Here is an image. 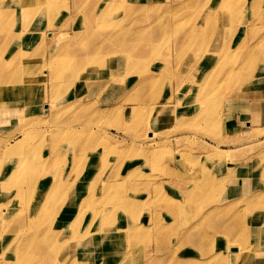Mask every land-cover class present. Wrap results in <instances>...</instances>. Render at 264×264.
<instances>
[{"label": "rangeland", "instance_id": "374dc122", "mask_svg": "<svg viewBox=\"0 0 264 264\" xmlns=\"http://www.w3.org/2000/svg\"><path fill=\"white\" fill-rule=\"evenodd\" d=\"M103 1L112 4L113 9L118 2L82 0L81 6H75V0L32 1L36 11L26 13L25 20L32 22L37 33L19 40V27H12L15 46L4 51L6 63L0 78L15 72L28 86L22 87L26 90L22 98L8 99L6 104L0 98V110L14 105L13 110H2L0 142L14 133L13 144L22 138L18 129L24 125L17 119L19 114H27L25 109L31 105L27 123L30 133L18 155L10 158L17 163V173L0 186L17 196L14 203L8 201L7 205L0 199V209L7 207L4 211H8L0 210V264H113L118 256L126 258L121 264H209L213 259L205 257L213 248H219L218 252L222 246L216 245L217 239L199 238L200 219L208 210L217 212L214 217L219 226L229 225L227 221L232 220L227 218L232 214L247 218L240 210L248 207L264 188V108L260 103L253 105L252 119L244 118L236 109L244 93L248 101L254 97L248 94L260 95L248 90L252 79H245L241 87H226L224 82L236 78L232 68L252 72L255 66L252 78L260 83L264 97V0H260L258 13L251 9L253 0L243 2L247 11L235 21L234 32L228 29L231 9L221 5L220 0H212L201 15L204 0H123V9L106 19L119 26L103 27L101 21L99 27L96 16L105 7ZM1 12L0 9V31L5 19L16 10L10 15ZM215 12L217 25L213 32L206 19ZM14 16L21 18L18 12ZM58 28L62 34L57 33ZM101 31L109 33L102 35ZM112 31H118L117 35ZM0 35L3 37V33ZM109 35L111 43H119L112 45L119 52L113 58L107 57L104 49L111 45L103 40ZM27 41L31 47L23 54L19 45ZM96 45L104 50L102 54L94 53ZM91 47L93 55L87 52ZM124 50L130 54L134 51L130 57L137 59L128 66ZM56 53H61V58L50 61ZM57 71L63 72L62 80L53 76ZM211 72L214 74L207 77ZM152 78L155 81L147 83ZM180 82L186 85L182 83L183 94L178 98L175 90ZM194 85L196 96L189 94L182 100L185 91ZM240 89L243 91L238 94ZM27 91H34L35 96L27 95ZM220 95L224 101L218 106ZM43 107L49 109L48 114ZM132 108L138 109L132 112ZM230 112L236 117L233 130ZM9 117L11 121L5 122ZM58 150L61 155L52 162ZM204 170L210 172L205 171L213 181V192L208 190L205 195L201 189L194 199L190 192L194 184L187 187V178ZM57 176L62 178L63 191L54 194L45 210L47 197L43 191L35 197L32 194ZM34 177L45 180L32 184ZM248 180L258 188L251 187ZM172 185L179 197L170 200L165 194L174 196ZM260 202L264 204V197ZM194 203L202 205L198 214L208 209L206 214L195 219L198 214L193 212ZM75 217L80 221L74 222ZM29 219L33 220L32 231L24 228ZM70 220L73 224L67 230ZM53 222L56 226L51 230H58L61 236L57 240L50 238ZM85 225L112 227L117 233L104 238L87 236ZM66 230H74V238ZM212 230L208 227L205 234L212 235ZM190 234L198 238L200 248L209 252L200 255L191 246ZM25 235L37 236V240L26 244L25 260L18 262L13 253L22 247ZM116 237L121 243H114ZM93 241L104 243L101 260ZM10 247L15 250L8 252ZM221 258L218 264H234L226 256ZM258 262L262 261L252 264Z\"/></svg>", "mask_w": 264, "mask_h": 264}, {"label": "bare ground", "instance_id": "6f19581e", "mask_svg": "<svg viewBox=\"0 0 264 264\" xmlns=\"http://www.w3.org/2000/svg\"><path fill=\"white\" fill-rule=\"evenodd\" d=\"M32 1H36L37 2V0H1V2H0V9H1V11H3V12H1L2 14H6V15H10V14H12V12H10V11H14V9L16 10V12H18L19 14H20V17L21 18H15V13L14 14H12L10 17H11V19H10V17H8L7 19H5V21H4V23H3V25H4V29L3 30H1L0 31V33H3V37H1V35H0V72L2 71V68L5 66V59L3 58V55L5 54V52L4 51H6V49L7 48H11V47H13V46H15V43H14V41H13V35H12V27H14V28H16L17 26L19 27V34H20V38H19V40L20 39H23V40H26L27 38H28V34H35V33H37V31L35 30V28L34 27H32V22H26V20H25V18H26V13H28L29 11H31V10H33V11H36V6H34V4H32ZM39 1V0H38ZM64 2H65V0H63ZM108 1H110L111 2V0H108ZM186 2L187 0H181V2ZM64 2H62V4H63V6L64 5H66V4H64ZM81 2H82V0H75V6H81ZM103 2H105V7L104 8H102V9H100V12H99V15H97L96 16V19H97V21H98V23H97V25L99 26V22H101V21H103V22H101L102 23V25H104L103 27H118L119 26V24H117V22L116 21H111L110 22V19L108 20V22H106V19H107V17L108 18H111V16H114L115 17V15H117L123 8H122V4H123V0H118V2H116V3H114V9H113V7H111L112 6V4L109 6V4L107 3V1H103ZM113 2V1H112ZM243 2H245V0H220V3H221V5H225V7H228V8H230L231 10V14H230V16L232 15V21H231V24L229 25V27H228V29H229V31L230 30H232V32H234V30H236V28H237V25H236V20H238V18H241L242 16H244V13L247 11L246 9L247 8H243L244 7V5H242L243 4ZM262 2V1H261ZM50 3H54L53 1H51ZM209 3H212V0H204V2H203V6H202V9L200 8L199 10H201V13H200V15L202 14V10H205L208 6H209ZM217 3H219V2H217ZM254 4V5H253ZM253 6L251 7V9H253V12L254 13H258L259 12V6H260V0H253ZM59 5H61L60 3H59ZM128 4H126V6H127ZM247 5V4H246ZM63 6H61L62 8H63ZM126 6H124V7H126ZM129 6H132V5H129ZM47 7V6H46ZM60 7V8H61ZM111 7V8H110ZM127 8H128V10H129V7L127 6ZM38 9V8H37ZM48 9V8H47ZM47 9H46V11H47ZM58 9V8H57ZM222 9V8H221ZM39 11L38 12H40L41 11V9H38ZM59 10V9H58ZM99 11V10H98ZM124 11H125V9H124ZM124 11H123V14H124ZM130 11V10H129ZM43 12V11H42ZM95 12H97V11H95ZM224 13V12H223ZM222 13V14H223ZM230 13V12H229ZM218 14V13H217ZM225 14V13H224ZM264 14V13H263ZM131 15V14H130ZM214 15H216V12H215V14H212V15H210L209 17H207V19H206V25H207V27L208 26H210V27H213L214 29H213V32L215 31V27H216V25H217V21L215 20V18H214ZM145 16H146V14H145ZM199 17V16H198ZM219 19V18H218ZM104 21H105V23L106 24H104ZM91 22V21H90ZM85 23H87V22H85ZM91 24V23H90ZM96 24V23H95ZM156 24V23H155ZM169 24V23H168ZM157 25V24H156ZM166 25V24H165ZM251 25V24H250ZM95 26V25H94ZM68 26L66 25V28H67ZM85 27V26H84ZM100 27V26H99ZM149 27V26H148ZM167 27V26H166ZM54 28V27H53ZM151 28V27H150ZM165 28V27H164ZM164 28H163V30H164ZM49 29V28H48ZM55 29V28H54ZM87 29H88V27L86 28V31H87ZM90 29H94V27H92V28H90ZM89 29V30H90ZM96 29V28H95ZM149 29V28H148ZM240 29V28H239ZM121 30H123V29H121ZM144 30H146V29H144ZM40 31V30H39ZM66 31H72V30H68V29H66ZM98 31H99V29H98ZM119 31V30H118ZM118 31H112V32H115L116 34L115 35H117V33H118ZM128 31V29L126 30L125 29V32L126 33H128L127 32ZM130 31V30H129ZM139 31V30H138ZM140 31H142V30H140ZM148 31V30H147ZM167 31V30H166ZM7 32V33H6ZM46 32H48V30L46 31ZM102 32V31H101ZM112 32H110V35H112L111 33ZM120 32H122V31H120ZM119 32V33H120ZM135 32V31H134ZM149 32V31H148ZM172 32V31H171ZM57 33H59V34H62L63 33V30H61V29H59L58 28V31H57ZM91 33V32H90ZM93 33L95 34V32L93 31ZM99 33V32H98ZM103 33V32H102ZM109 33V32H108ZM107 33V34H108ZM123 34H124V31L122 32ZM141 33V32H140ZM238 33V32H237ZM85 34V33H84ZM92 34V33H91ZM93 34V35H94ZM97 34V33H96ZM95 34V35H96ZM104 34H106V32H104L102 35H104ZM106 34V35H107ZM132 34L134 35V33L132 32ZM131 34V35H132ZM145 34H147V32L145 31ZM87 35V34H86ZM105 35V36H106ZM108 36V37H106V38H103V40H107V41H111V39H112V36ZM113 35H114V33H113ZM127 35V34H126ZM131 35H130V38H131ZM137 35V34H136ZM143 35V34H142ZM148 35V34H147ZM149 35H150V32H149ZM89 36V35H88ZM90 36H92V35H90ZM100 36V35H99ZM135 36V35H134ZM145 36V35H144ZM143 36V37H144ZM120 38H122L123 36H119ZM126 37V36H125ZM135 37H137V36H135ZM141 37V36H140ZM143 37L141 38L142 40H143ZM151 37H153V36H151ZM89 39H91V37L89 38ZM125 39V38H124ZM127 39L129 40V38L127 37ZM133 40H134V38H132ZM131 39V40H132ZM140 39V40H141ZM153 40L155 39V38H152ZM138 40V39H137ZM114 41V43L112 42H110L109 44H111L110 46H105L106 48H104L106 51L105 52H107L108 54L106 55L107 57H111V58H113L114 57V55H115V53L116 52H118L117 51V49L116 48H114L113 46V44H115V43H117L116 42V40H113ZM130 41V40H129ZM139 41V40H138ZM136 42V41H134V42H136V44H138L139 42ZM151 41V40H150ZM190 41V40H189ZM103 41H101V43H102ZM120 42V41H119ZM131 42V41H130ZM6 43V47L5 46H3L4 44ZM11 43H13L11 46H10V44ZM30 42L29 41H27V43H24V44H21V45H19V50L21 51V53H26L27 52V50H28V48L29 47H31V44H29ZM105 43H106V41H105ZM141 43V42H140ZM148 43H149V41H148ZM147 43V44H148ZM187 43H189L188 41H187ZM99 44V43H98ZM97 44V45H98ZM103 44V43H102ZM108 44V45H109ZM117 44H119V43H117ZM122 44H126V42L124 43V41H123V43ZM121 44V45H122ZM141 44H143V43H141ZM140 44V45H141ZM228 44V43H227ZM96 45V46H97ZM104 45V44H103ZM102 45V46H103ZM113 45V46H112ZM127 45V44H126ZM129 45V44H128ZM133 45V44H132ZM151 45V43H149V46ZM153 45V44H152ZM95 46V47H96ZM118 47H119V45H117ZM136 46H138V45H136ZM148 46V47H149ZM228 46H230L229 44H228ZM227 46V47H228ZM94 47V46H93ZM98 47V46H97ZM146 47V46H145ZM155 47V46H154ZM153 47V48H154ZM226 47V48H227ZM100 47H98L97 49H95V48H93L92 49V47L91 48H88V51L87 52H89V51H91V50H89V49H92L93 51H94V53H95V51H97L96 53H98V54H100L101 52H103V51H100L101 49H99ZM121 48L123 49V46H121ZM133 48V47H132ZM153 48H151V49H153ZM116 49V50H115ZM134 49V48H133ZM119 50V49H118ZM130 50H131V46H130ZM145 50H147V48L145 49ZM154 50H156V49H153L152 51H154ZM224 50V49H223ZM98 51H100V52H98ZM137 51V50H136ZM139 51V50H138ZM134 52V51H133ZM133 52H132V54H133ZM73 53V52H72ZM91 55H93L94 53L93 52H89ZM88 53V54H89ZM119 53V52H118ZM123 53L125 54V58H126V60H128V61H126L125 63H127V66L129 65V63H130V61L131 62H134L135 61V59H132L130 56H132V54H130L131 52L130 51H128V53L124 50L123 51ZM151 53V52H150ZM152 53H154V52H152ZM151 53V54H152ZM156 53V52H155ZM63 55V57H64V54L65 53H62ZM102 54V53H101ZM148 54V53H147ZM147 54L145 55L146 57H147ZM150 54V55H151ZM96 55V54H95ZM139 55V54H138ZM142 55H143V53H142ZM153 55V54H152ZM151 55V56H152ZM155 55V54H154ZM224 55V54H223ZM223 55L221 56V58L223 57ZM71 56H72V54H71ZM74 56V55H73ZM96 56H98V55H96ZM145 56H143V58L145 57ZM148 56H149V54H148ZM156 56H157V54H156ZM156 56H154L155 57V59H156ZM165 56V55H164ZM57 57V58H56ZM91 57H93V56H91ZM153 57V58H154ZM55 58V61H58L60 58H61V53L60 54H55L52 58H50V61H52L53 59ZM94 58H96V57H94ZM98 58V57H97ZM103 58H105V57H103ZM142 58V59H143ZM149 58V57H148ZM153 58H151L150 57V59L151 60H154L155 61V59H153ZM141 59V58H140ZM137 60V59H136ZM149 60V59H148ZM148 60L146 59L145 61L146 62H148ZM223 60V59H222ZM221 60V61H222ZM139 61V60H138ZM141 62L143 61V60H140ZM25 62H28V60L27 61H25ZM152 63V62H151ZM22 64V63H21ZM23 64H24V62H23ZM221 64V63H220ZM54 66H55V64H53ZM138 65V64H137ZM134 66V65H133ZM218 68L220 67V66H217ZM255 67V66H254ZM254 67H252V72H248L247 71V69H245V71L243 72L242 71V68H241V71L242 72H240V69H237V70H235V69H233L232 68V74L234 75V76H236V78L234 79V80H230V81H224V82H226L227 83V85H226V87L227 86H229V85H235L236 87H241V84L242 83H244L245 82V79H252V80H249L250 81V87H249V89L248 90H254L255 91V93H257V94H259L260 95V97H256L253 93H250V94H248V97L250 96V95H253L254 97L251 99V100H247L246 99V96H245V93H244V95L243 96H240L239 97V99H241V101H240V103H243V102H246V103H248V104H250V103H252L253 105H255V104H257V103H260L261 104V106H262V108H264V97H263V92H262V90L260 89V83H258V81L257 80H255V79H253L252 77H254L253 75H252V73H253V71H254ZM261 67L264 69V63L261 65ZM83 69V68H82ZM84 69H86V68H84ZM126 71V70H125ZM215 71V70H214ZM261 73H262V71H261ZM212 74H214V72H211V75H208L207 77H209V76H212ZM53 75V74H52ZM127 75V74H126ZM55 78H57L58 80H62V78H64V74H63V72L62 71H57L54 75H53ZM73 76V75H72ZM75 77H76V75H74ZM3 78V77H2ZM126 78V77H125ZM206 78V77H205ZM155 78H152V79H149V81L147 80V83H150L151 81H155L154 80ZM0 98H1V101L4 103L5 101H7L8 99H12V98H14V99H19V98H22L23 97V95H24V93H25V91L26 90H23L22 89V87H26V86H28V84L24 81V80H22L20 77H18L16 74H15V72L14 73H10V74H8V75H5L4 76V78H3V80L0 78ZM69 81V80H68ZM67 81V82H68ZM74 82V81H73ZM182 83H184V82H180V83H178V87L176 88V90H175V92H176V94H178V98H179V96L181 95V94H183L181 91H180V89H181V85H182ZM146 84V83H145ZM192 84V83H191ZM186 85V83H184V86ZM195 85H196V83H195ZM195 85L194 86H191V87H189L188 89H187V91H185L184 93H185V95H184V97H183V95L181 96V97H183L182 98V100H184L185 98H187L188 97V95L189 94H193L194 93V95L196 96V87H195ZM257 85H259L258 87H257ZM183 86V88H186V87H184ZM182 88V89H183ZM243 91V89H240L237 93L238 94H240L241 92ZM34 91H32V92H30V91H27V95H29V96H31L32 94H34L33 93ZM34 96H35V94H34ZM172 96V95H171ZM190 96V95H189ZM170 97V96H169ZM169 97H168V99H169ZM181 97H180V99H181ZM218 98L219 97H222V95H220V96H217ZM220 99V98H219ZM246 99V100H245ZM167 100V99H166ZM243 100H245V101H243ZM29 101H31V100H29ZM79 101V100H78ZM224 100L222 99V101H221V99H220V101L218 102V106L219 105H221L222 104V102H223ZM79 102H81V101H79ZM4 104H6V103H4ZM241 105V104H240ZM76 106H79L78 104L76 105ZM75 106V107H76ZM8 107H11L12 109L11 110H13V107H14V105H11V106H4V107H2L3 109H1L0 110V118H1V116H2V114H3V112H2V110H4L5 108H8ZM30 108H31V105L30 106H28L27 107V109H25V111H26V113L27 114H25V113H21V114H19V116H18V119H17V121H19V122H21V126H23V127H21V128H24V129H22L23 131H21V128H20V130L18 129V131L20 132V134H21V137L22 138H20L18 141H16V142H14V144H13V140H15V136H13L14 134H16V133H14V134H11V135H9L10 137L9 138H7L6 140H4V141H2V142H0V149H2L1 151H0V186L2 185V184H4L5 183V181H6V179L8 178V177H13L16 173H17V163H16V161H11L10 160V158L12 157V156H16V155H18V151H19V149L22 147V145L25 143V141H26V139L28 138V136H29V133H30V131L28 130V125H27V123L29 122V120H28V117L30 116L29 114H28V111L30 110ZM46 107H43V110L45 109ZM138 108H140V107H138ZM138 108H132L131 109V111L133 112V111H137V109ZM250 108H251V106H250ZM20 112H21V110H19ZM45 112L44 113H46V114H48V112H49V109L48 110H44ZM2 112V113H1ZM126 112V111H125ZM13 113V112H12ZM134 114H136V112L134 113ZM134 114H133V116H134ZM12 116V115H11ZM3 118V117H2ZM3 120V119H2ZM258 120V119H257ZM8 122H10L11 121V117H9V119L7 120ZM257 122H259V121H257ZM24 123V124H23ZM25 124H26V126H25ZM249 127V126H248ZM18 135H19V133H18ZM8 136V135H7ZM14 138V139H13ZM56 138V137H55ZM54 138V139H55ZM61 153V150H58V152H57V155H56V157H55V159L52 161V162H54L55 160L57 161L58 160V158H59V156L61 155L60 154ZM179 156V155H178ZM179 160L180 161H183V157H180L179 156ZM209 172V171H207V170H204V171H200L199 173H197V172H193V175H191L190 177H188L187 178V182H188V185H187V187H189V185L190 184H194V186L193 185H191V188H190V192H191V195H192V197L194 198V199H196V198H198L199 197V192L201 193L202 191H200L201 189H204L203 191L205 192V195H207V191L209 190L210 191V193H212L213 192V187H212V180L206 175V172ZM210 173V172H209ZM179 174H177L176 175V178H179ZM54 179V181H51L50 183H49V185H47V186H39V187H37V189L36 190H34V193L32 194L33 195V197H35V196H37V195H40V193H42V191H43V193H44V196L45 197H47V199L45 200V210H47L48 209V207L50 206V204L52 203V201L54 200V194H58L59 193V190H61V191H63V181H62V178L61 177H59V176H57V177H54L53 178ZM182 179V178H181ZM40 180H45V177L44 178H40V179H37V177H34V178H32V184L33 183H35L36 181H40ZM183 180H185L186 181V179H183ZM247 182H249V185L251 186V187H254V188H258V186H256V185H254V183L252 182V180H248ZM105 186V188H106V185H104ZM108 186V185H107ZM263 186H264V184H263ZM45 188V189H44ZM104 188V189H105ZM101 189H103V186H102V188ZM103 191V190H102ZM101 191V192H102ZM38 192H40V193H38ZM198 193V194H197ZM16 194V193H15ZM18 194V193H17ZM20 195V194H19ZM255 199L251 202V204L248 206V207H246V208H244V209H242V210H240V211H242V212H244V213H246L247 214V218H240V217H238L237 216V214H232V215H230L228 218H227V220L228 219H231L232 221L231 222H228L227 221V223L229 224V225H225V226H219V225H217L216 223H215V217H214V214L215 213H217L215 210H211V211H209L208 209V212H207V214H206V211L207 210H203L200 214H198V212H199V210L201 209V206L202 205H197V204H195L194 203V205H192L193 206V212H194V214H198V215H196V216H194V218L196 219L197 217H199V215H201L203 212H205L204 214H206V217L204 218V219H200V222L199 221H197V223L199 222V225H198V227H197V229L198 230H201L199 233H202L200 236H199V238H201V239H203V238H211V239H217L218 241H216V245H220V246H222V247H220V248H222V249H220L218 252H215L217 249H219V248H213L210 252L208 251V250H206V249H202V248H200L199 247V242L200 241H197V239L198 238H196L195 236H192L191 234L189 235L190 236V238L189 239H192L193 241L191 242V246L193 247V248H195V250L200 254V255H202V254H206L207 252H209V253H211V254H209V255H207L205 258L206 259H208V258H212L213 260L209 263V264H218L217 263V260L220 258V259H222L221 257L222 256H226V257H228V259H230V261H232V262H234V264H252L253 262H255V261H257L258 259H260L262 262H258L257 264H264V204H262V202H260V199L262 198V197H264V188L263 189H261V190H259V192H257L255 195ZM0 199L2 200V201H5V204L7 205L8 204V201H9V203H14L16 200H17V196L16 195H10L9 194V191L8 190H3V189H1L0 188ZM190 203H191V201H190ZM14 206V205H13ZM7 207H5V208H2V209H0L2 212H8V211H4L5 209H6ZM216 209H218V208H216ZM11 210V209H10ZM0 211V212H1ZM83 211V210H82ZM82 211H80V212H82ZM210 213H212L211 214V216H209L208 214H210ZM233 213H236V212H233ZM203 214V215H204ZM70 215V214H69ZM208 215V216H207ZM38 216L39 217H42V213L41 212H38ZM1 218H2V216H0V220H1ZM78 219V217H75V219H74V222L76 221V222H78V221H80V220H77ZM207 219H209L210 221H207ZM71 220H73V218H71ZM69 221L70 222V224H69V226L67 227V230L68 229H70L71 228V226L70 225H72L73 224V221ZM33 220H27L26 221V223L24 224V228L27 230V231H32V222ZM55 227L56 226V223L55 222H53L52 223V225L50 226V234H51V237L50 238H52V239H55L56 238V240H57V236H60L59 235V233H56L58 230H51V227ZM190 227V226H189ZM208 227H210L211 229H213L212 230V235H210V236H207L206 234H205V229H208ZM118 228V227H117ZM158 229L159 230H162V227H160V226H158ZM66 230V231H67ZM121 230V229H120ZM66 231H64L63 232V236H65V233H66ZM72 231H74V230H69V231H67V233H69V235L71 236V237H73L74 238V235L73 234H71L72 233ZM84 234L85 235H87V236H93V237H99V238H104V237H111V236H116V233L117 232H115L113 229H112V227H109V228H105V229H98V227H93V228H91V226H89V225H85L84 226ZM0 232H1V230H0ZM195 232V231H194ZM26 233V232H25ZM196 233V232H195ZM198 233V234H199ZM164 234V233H163ZM68 235V236H69ZM159 235V234H158ZM61 237V236H60ZM164 237V236H163ZM24 239H26L27 241H25ZM24 239H23V245H22V247L19 249V247L14 251L13 250V247H10L9 248V250L7 249V251L8 252H13L14 251V253H13V258L17 255V257H16V260L18 261V262H20V261H23V260H25V253H26V251L27 250H25V246H26V244L27 243H30V242H33L34 240H37V236H29V237H27V235H25L24 236ZM118 242V243H121V240L118 238V237H116L115 238V240H114V243L115 242ZM251 241H254V243L255 244H253V243H251ZM94 242V241H93ZM95 244H96V247H98V251H97V255H99V257H98V259L99 260H101V257H102V251H103V246H104V243H97V242H94ZM1 246V245H0ZM128 246V245H127ZM127 246H126V248H127ZM5 247V246H4ZM136 248V247H135ZM1 249V248H0ZM2 250H3V248H2ZM129 250V248H127L126 249V251H128ZM18 251V252H17ZM38 252H40V250L38 251ZM110 252H113V250L112 249H110ZM131 254V253H130ZM119 258L115 261V262H113V264H121L123 261H125V259H123V258H121V256H118ZM96 259H97V257H95ZM5 261H6V258L4 257L3 258ZM14 260V259H13ZM13 260H8V262L10 263V261H13ZM15 260V261H16ZM77 260V257L76 258H73V261H76ZM128 260V259H127ZM94 261V260H93ZM96 261V260H95ZM94 261V262H95ZM72 264H77V263H72ZM178 264H197V263H193V262H185V263H178ZM219 264H221V262L219 261Z\"/></svg>", "mask_w": 264, "mask_h": 264}, {"label": "crops", "instance_id": "0c3cea01", "mask_svg": "<svg viewBox=\"0 0 264 264\" xmlns=\"http://www.w3.org/2000/svg\"><path fill=\"white\" fill-rule=\"evenodd\" d=\"M241 105H237L236 106V109H239L240 110V113L239 114H241L244 118H250V119H252L251 118V116H253V113H252V107H254L253 106V104L252 103H250V104H248V103H246V102H243V103H240ZM250 106H251V108H250ZM247 109V110H246ZM236 113H238V112H236ZM233 114V112H230V113H228V116L230 117L229 118V120H230V122L231 123H233V127L231 128V130H233L234 128H236V125L234 124L235 123V119H236V117H234V114ZM251 121V120H250ZM5 122H8L7 120L5 121ZM14 123V122H13ZM226 123V122H225ZM174 185H172V194L174 195V196H172V197H170L169 195H167V194H165V196L168 198V199H170V200H173V199H177L179 196L177 195V191H176V189L173 187Z\"/></svg>", "mask_w": 264, "mask_h": 264}]
</instances>
